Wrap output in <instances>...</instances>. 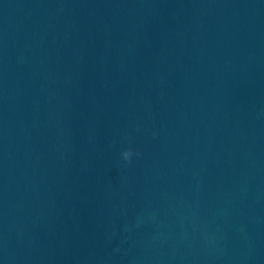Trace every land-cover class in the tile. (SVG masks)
<instances>
[{
	"label": "water",
	"instance_id": "obj_1",
	"mask_svg": "<svg viewBox=\"0 0 264 264\" xmlns=\"http://www.w3.org/2000/svg\"><path fill=\"white\" fill-rule=\"evenodd\" d=\"M0 264H264V0H0Z\"/></svg>",
	"mask_w": 264,
	"mask_h": 264
},
{
	"label": "clouds",
	"instance_id": "obj_2",
	"mask_svg": "<svg viewBox=\"0 0 264 264\" xmlns=\"http://www.w3.org/2000/svg\"><path fill=\"white\" fill-rule=\"evenodd\" d=\"M133 151H132V149H126V150H124L122 153H121V155H122V158L126 161V162H128V161H130V158L133 156ZM136 155H139V153H135Z\"/></svg>",
	"mask_w": 264,
	"mask_h": 264
}]
</instances>
